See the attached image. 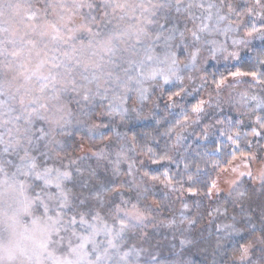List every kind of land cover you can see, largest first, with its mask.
Masks as SVG:
<instances>
[{"label":"snow or ice","instance_id":"6c2138e0","mask_svg":"<svg viewBox=\"0 0 264 264\" xmlns=\"http://www.w3.org/2000/svg\"><path fill=\"white\" fill-rule=\"evenodd\" d=\"M226 6L229 13L235 11L231 4ZM257 7L264 13V0H255L247 14ZM194 8L201 10V15L197 16ZM213 9L217 5L212 0H0V264H141V254L147 249L129 245L128 239L152 217L140 200L134 162L121 172V163L130 160L126 142H117L111 151L109 139L91 151L98 161L111 165L114 175L132 178L126 182V198L120 189H111L118 201L106 200L105 193L94 191L97 172L82 164V157H61L56 149L63 143L60 138L83 124L80 117L94 106H104L101 115L124 119L130 92L146 99V84L161 79L168 83L173 78L182 82L181 69L195 67L206 45L214 55L217 41L209 36L220 31L227 35L229 29H220L219 22L226 17L219 15V9L214 14ZM182 13L193 23L192 28L177 26ZM258 31L253 26L248 35ZM241 42L233 40V44ZM184 52L186 61L178 54ZM230 75L260 79L256 72ZM213 83L219 90L225 78ZM182 92L170 95L169 101L174 103V97ZM248 99L256 101L257 107L264 106V98L253 95ZM210 103L211 99L192 105L190 111L196 119L182 110L183 120H178L177 126L197 123ZM257 121L264 128V117ZM110 126L93 124L88 130L96 133ZM252 132L260 134L256 128ZM99 134L103 139V132ZM239 135L237 132L228 139L236 145ZM176 137L177 142L182 139L180 133ZM220 151L217 147L216 152ZM232 155L235 158V150ZM215 163L219 166L220 162ZM164 175L167 178V172ZM239 175L252 177V172ZM255 179L264 184V169ZM69 183L72 188L67 187ZM77 183L89 195L75 194ZM231 183L237 185L238 180ZM215 188L216 181H212L207 195ZM257 228L259 235L238 242L232 252V264H252L255 244L264 245V217L259 225L251 218L238 222L236 217L231 223L217 225V231L223 233L217 246H222L225 237L256 233ZM139 235L147 240L146 232ZM148 256L146 264H159L156 256Z\"/></svg>","mask_w":264,"mask_h":264},{"label":"trees","instance_id":"16d2710c","mask_svg":"<svg viewBox=\"0 0 264 264\" xmlns=\"http://www.w3.org/2000/svg\"><path fill=\"white\" fill-rule=\"evenodd\" d=\"M236 54L233 61H237L232 65L226 64L227 61H221L220 65L215 66L214 63V65L207 66L204 72L207 83L214 86V80L219 81L222 77L226 79L231 76L230 73L236 71L256 72L260 76L258 91L264 94V82H262L264 81V38L249 50ZM176 86L178 84L175 82L166 87L168 88L164 91L166 100H169L168 97L173 93L180 91V85ZM260 92L252 89L248 97L255 95L262 98ZM131 99L127 102L126 107L132 114L134 111L131 110ZM197 102L198 98L192 96L188 98L184 102L186 105L184 113L189 116L192 105ZM172 104L176 103L172 102ZM172 104L168 103L162 112L159 111L158 114L153 115L149 121L141 119L135 121L128 117L127 121L120 125L118 133H114L113 130H99L104 134L103 139L99 132L94 137V141L105 142L104 145L109 142V139L112 144H117L121 141L120 134H125L128 141L126 146L130 151V162H134L137 170L135 177L140 185V200L143 205L149 207L151 212L152 219L142 229L137 230L136 234L128 239V243L147 249L146 253L141 254V264H146L149 259L148 253L156 256L159 264H232V252L237 243L251 240L254 235H259V229L257 228L256 233L233 234L231 238L225 237L222 246L218 247L217 240L223 236V233L217 231V225L231 223L232 217H236L238 222L241 219L251 218L253 223L259 225L261 217H264V195L262 192H257L258 190L249 191L248 187H242L238 192L218 201L207 203L205 200L215 173L227 165L225 162L228 161L234 150V144L232 140L228 139V136L235 137V133L239 132L238 138H240L243 136L242 132L247 131V127L238 124L239 118L234 115V120L232 119L225 127L222 137L210 135L199 140L182 137L177 142L176 133H180L177 121L183 120V115L181 114L182 109L176 107L177 104L174 106ZM247 105L251 107L252 113H258L264 117V106L257 107L256 101L251 99L247 100ZM170 129L173 130L171 133H169ZM79 136L89 137L84 132L61 137L62 146H67V148L64 147L65 150H61L62 146L57 148L59 155L70 154L72 143ZM263 136L258 139L256 137L249 138L250 143L259 141L260 144H263ZM217 147L221 148L218 153L216 152ZM161 157H170V159H161ZM216 161L220 162L219 166L216 165ZM145 172L148 173L147 176L143 175ZM165 172L168 174L167 178L164 175ZM141 177L146 182L148 180L147 184H143ZM189 177L192 179L189 180ZM117 178L116 175L115 180ZM163 183H166L165 186H168L169 189L165 188ZM261 185L264 184L261 183ZM150 188H157V193L150 192ZM164 188L166 193L163 191ZM190 188L194 191H189ZM144 189H147L146 193ZM107 191H110V188ZM135 192L136 189H133L131 194L135 195ZM188 192L194 196L180 199V193ZM238 193H243V196H238ZM204 201L206 205H203ZM154 202L159 209L153 207ZM184 205L187 207L185 208ZM217 209L219 211H215ZM225 209L227 210L226 214ZM204 213L206 216L208 215V221L205 220ZM170 221H175V224H170ZM237 226L242 225L238 223ZM140 231L147 233V240L136 239ZM181 240L189 242L181 245ZM261 248H264V245L259 244L252 252L250 257L252 264H261Z\"/></svg>","mask_w":264,"mask_h":264},{"label":"rangeland","instance_id":"374dc122","mask_svg":"<svg viewBox=\"0 0 264 264\" xmlns=\"http://www.w3.org/2000/svg\"><path fill=\"white\" fill-rule=\"evenodd\" d=\"M212 2L217 5V9H219V15L226 17L225 20L219 22L220 29H229L227 35H225L223 31H220L209 36V39H215L217 41L218 50L214 55L209 50L211 46L206 45L202 49V53L195 67L190 66L189 68L181 69L180 75L183 77L182 82L173 78L169 80L168 83H164L161 79L154 81L151 84H146L145 87L149 89L148 93H146V99L141 100L134 90L130 92L129 95L130 97L132 96L131 110L134 112L131 114L128 111L124 119H121V117L118 115H101V113L105 112V108L103 105H97L88 110L86 115L80 117L84 121L83 124L69 129L71 134L84 132V134L89 136L84 138L79 136L77 139H75L72 143V147L70 148L72 152L68 154V156H71L73 159L82 157V164L96 170L97 176L92 182V187L94 191L105 193L106 200H119V197H116L114 193H112L111 188L120 189L124 192L126 198V194H129V188L126 182L130 181L131 178L121 174L117 176L118 178L115 180L116 175L112 173L111 165L108 164L107 161H98L96 157L91 156V151L103 147L105 142L102 143L98 140L94 141L95 134L97 135L98 132H89V127L93 124H110L111 126L109 128H100V130H113L114 133H118L120 125L124 124L128 117L133 118L135 121L137 119L149 121L153 115L155 116L159 111L162 112L165 107H167L166 105H168V103L170 105L172 104V101L169 102V100L165 99L164 91L168 89L166 87H168L169 84L171 85L175 82L178 84V86L180 85V91L183 89L181 96L175 97L174 99V103L178 105L176 107H179V109L184 110L186 106L184 105V102H186L191 96L198 98V101H207L211 99V103L205 106L204 112L200 114L197 123H189L183 128L180 127L179 132L182 137L194 138L195 140H199L210 135L213 137H222L224 135L225 127H227L232 119L234 120V115L238 116L239 118L238 124L245 125L247 127V131L242 132L243 136L238 138L239 142L237 141V144L234 145L235 158H233V152L228 158V161H231V164L223 166L215 173L212 181H216V188L213 189L212 195H206L205 201L207 203L218 201L219 199H223L225 197L231 196L235 192H238L242 187H248L249 191L258 190L257 192H262V195H264V185H261L260 180L255 179V177L259 175L260 171L264 169V143L260 144L258 141L251 144L249 140V138L252 137H256L258 139L260 136H263L264 128H261L260 123L257 121V117H261V114L259 115L258 113H252L251 107L247 105L248 95L250 94L251 90L253 89L258 93L260 92L258 91L260 89L259 81L257 79H253L252 76H230L225 79V83L219 90H217L216 85L214 84V86H211L207 83L206 78L204 77V72L207 66L210 64L214 65L215 63V66H217L220 65L219 62L227 61L226 64L232 65L233 62H236L237 60L233 61L234 56H231L230 53L247 51L252 46L257 45L262 41V38H264V35H262V33H264V13H261V10L257 7L253 14H247V10L255 5V0H225V6H221V0H212ZM33 3H35V0H33ZM227 4H231L235 11L229 13L226 6ZM217 9H213L214 14L216 13ZM193 11L197 16L201 15V10L194 8ZM237 13H239V15H237ZM176 18V15L173 14L174 22L176 21ZM178 18L180 23L177 26L179 28L183 29L185 25L189 29L193 27V23L187 20L185 14H180ZM196 23H199V21H196ZM212 23H216L215 15ZM229 25H231V27H229ZM253 26L259 29V31L252 32L251 35H248V32L253 28ZM233 40L242 42L233 44ZM218 43L223 45L222 50L219 49ZM178 54L182 61L187 60L186 52ZM243 93H247V97L242 96ZM260 95L264 97L262 92H260ZM104 103L106 104L107 102L105 101ZM189 118L196 119V117L192 114L189 115ZM217 121H221V123H217ZM253 128H256L260 134L254 135L252 132ZM124 135L125 134H120V137H123L124 139L119 141V143H128ZM64 147L67 148V146ZM64 147L61 150H65ZM115 147L116 144H112V148L110 150L114 151ZM126 147L128 149V146ZM246 151H249V153ZM127 155L130 157V151H127ZM64 163H67V160H65ZM128 163H130V160L121 163L120 167L122 173L127 171ZM233 168H235L236 171H232ZM225 169H227V171H225ZM248 171L252 172V177H249L248 175L241 177L239 175L241 172L246 173ZM233 180H238V184L233 185L231 183ZM164 181L166 182V179H164ZM136 182L138 183L137 179ZM147 182L143 180V184H147ZM163 184L165 188L169 189L168 186H165L167 185L166 183ZM112 185L113 187H111ZM67 187L72 188V183H69ZM105 187L106 189H103ZM109 188L110 191H107ZM165 188L163 189L164 193L167 192ZM156 189L150 188V192L155 194ZM73 191L77 195H89L86 190H82L79 187V183H77V187L74 188ZM188 193H180V199L186 198L188 196H194V194ZM205 201L203 202V205H206L204 204ZM152 205L153 207L159 209L156 202H154ZM204 216H206V213H204ZM205 220H209L208 215L206 216ZM136 239H142L139 233L137 234ZM258 245L259 243L255 244L253 251Z\"/></svg>","mask_w":264,"mask_h":264}]
</instances>
